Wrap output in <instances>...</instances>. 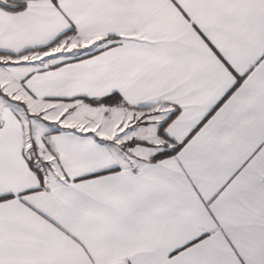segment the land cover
Wrapping results in <instances>:
<instances>
[{
    "label": "snow or ice",
    "instance_id": "obj_1",
    "mask_svg": "<svg viewBox=\"0 0 264 264\" xmlns=\"http://www.w3.org/2000/svg\"><path fill=\"white\" fill-rule=\"evenodd\" d=\"M0 264H264V0H0Z\"/></svg>",
    "mask_w": 264,
    "mask_h": 264
}]
</instances>
